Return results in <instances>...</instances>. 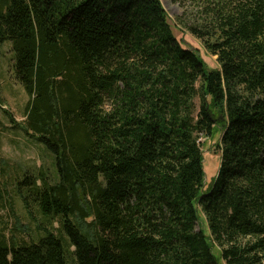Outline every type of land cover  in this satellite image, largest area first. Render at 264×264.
<instances>
[{
    "label": "trees",
    "instance_id": "obj_1",
    "mask_svg": "<svg viewBox=\"0 0 264 264\" xmlns=\"http://www.w3.org/2000/svg\"><path fill=\"white\" fill-rule=\"evenodd\" d=\"M200 1L217 69L161 0H0L24 130L56 170L19 181L44 220L1 226L0 264H264V0Z\"/></svg>",
    "mask_w": 264,
    "mask_h": 264
},
{
    "label": "rangeland",
    "instance_id": "obj_2",
    "mask_svg": "<svg viewBox=\"0 0 264 264\" xmlns=\"http://www.w3.org/2000/svg\"><path fill=\"white\" fill-rule=\"evenodd\" d=\"M161 2L182 45L197 50L209 68H219L217 55L209 52L190 29L202 21L201 1ZM13 60L14 52L8 41L0 46V227L19 229L20 237L30 239L44 217L34 204L31 210L25 207L18 193L19 181L40 166H44L50 174H56V170L52 157L24 130L25 107L29 97L14 76ZM220 138L221 133L218 132L215 136L202 135L199 139L204 154L205 187L210 185L220 168ZM202 227H207L203 218Z\"/></svg>",
    "mask_w": 264,
    "mask_h": 264
}]
</instances>
